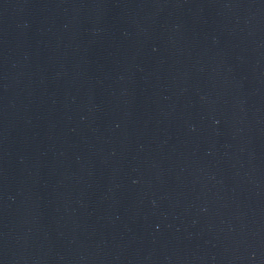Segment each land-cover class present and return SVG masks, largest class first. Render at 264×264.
Segmentation results:
<instances>
[{
	"label": "water",
	"instance_id": "obj_1",
	"mask_svg": "<svg viewBox=\"0 0 264 264\" xmlns=\"http://www.w3.org/2000/svg\"><path fill=\"white\" fill-rule=\"evenodd\" d=\"M0 264H264V0H0Z\"/></svg>",
	"mask_w": 264,
	"mask_h": 264
}]
</instances>
